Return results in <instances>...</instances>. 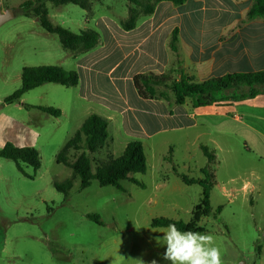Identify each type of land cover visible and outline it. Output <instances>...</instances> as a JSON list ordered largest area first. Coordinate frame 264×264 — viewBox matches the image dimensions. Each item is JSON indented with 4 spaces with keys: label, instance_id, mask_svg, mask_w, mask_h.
<instances>
[{
    "label": "rangeland",
    "instance_id": "1",
    "mask_svg": "<svg viewBox=\"0 0 264 264\" xmlns=\"http://www.w3.org/2000/svg\"><path fill=\"white\" fill-rule=\"evenodd\" d=\"M25 1L0 0L2 11L12 9L14 13L0 27V150L7 142L22 145L36 139L41 167L34 170L22 163V172L14 161L0 157V264H137L136 260L143 259L140 243H148L143 230L151 217L189 221L202 198V188L190 185L163 197L152 194V175L172 171L167 158L179 143L176 134L169 132L157 136L153 146L145 143L148 170L133 174L144 187L126 180L121 182L123 191L102 187L94 179L90 187L81 189L77 178L68 197L55 189V181L72 175L69 167L57 163L58 152L95 110L84 101L70 104L77 88L58 83L30 90L16 103L4 102L21 87L24 67L77 69L74 53L63 48L58 36L22 13L20 6ZM47 7L54 24L76 33L94 29L102 38L106 32L103 16L117 25L128 15L127 0H94L91 13L74 4L55 7L48 2ZM87 18L92 19L87 22ZM132 90L135 92L134 87ZM113 94L108 81L99 78L95 95L113 99ZM37 105L64 109L66 115L56 117L31 107ZM112 125L109 131L116 143L111 141L91 155L94 169L99 160L121 155L124 138ZM196 135L189 134L188 141H195ZM200 141L216 155L212 214L200 223L207 228L205 234L214 236L223 264H264V159L259 150L248 151L247 145L254 144L252 133L213 134L211 140L202 136ZM213 141L218 142V148ZM81 152H72V160ZM193 153L188 168L180 156L174 162L179 172L197 177L207 158L200 149ZM89 215H98L101 224Z\"/></svg>",
    "mask_w": 264,
    "mask_h": 264
},
{
    "label": "crops",
    "instance_id": "2",
    "mask_svg": "<svg viewBox=\"0 0 264 264\" xmlns=\"http://www.w3.org/2000/svg\"><path fill=\"white\" fill-rule=\"evenodd\" d=\"M254 2L255 0H188L175 5L164 1L157 5L152 15L141 18L131 31H125L120 23L112 24L103 16L105 22L102 25L106 32L101 37L100 44L86 53L73 52L72 58L80 81L74 86L77 88V95L70 104H78V101L89 103L95 113L88 116L98 114L108 119L109 129L114 123L117 133L124 138L120 144L121 154L131 141H141L145 151L146 142H151L153 146V140L157 136L169 132L176 134L179 144L174 145L173 150L170 149L173 156L167 158L173 172L152 175L155 177L151 191L154 196L163 197L177 190L183 191L190 185L202 188L198 183L186 184L181 177L184 173L175 168L177 164L174 162L180 156L186 159L184 164L188 168L187 162L193 158V151L196 148L202 151L201 145L207 146L201 143L202 136H208L211 140L213 134L251 132L254 144L253 147L247 145L248 151L259 150L260 157L264 159V94L242 101L194 107L190 99L183 105H176L173 93H169L168 101L144 99L133 81L138 74H164L173 67L176 55L170 42L175 30L178 31L180 69L193 76L196 82L232 73L264 71V19L249 20ZM91 19L87 18V22ZM97 25H100V21ZM172 76L178 80L180 74L174 71ZM99 78L108 81L114 93L113 99L95 95ZM61 112L60 116L66 115L64 109ZM191 133H198L192 143L188 141ZM110 135L115 144L114 135ZM196 141L199 143L194 144ZM36 142L35 139L17 146L34 147ZM213 144L218 148V142L213 141ZM202 168L197 177L187 176L203 179ZM214 186H217L216 180ZM207 217L201 218L200 226L204 227L200 223ZM154 218L179 220L167 216L151 217L143 230L148 243H140L142 261L144 264L152 260H156L157 264H171L163 259L166 245L162 244L163 241L158 244L156 239L159 237L162 240L164 234L160 231L166 227H152ZM191 219L192 216L189 221L184 222H190ZM1 260L4 261V258Z\"/></svg>",
    "mask_w": 264,
    "mask_h": 264
},
{
    "label": "trees",
    "instance_id": "3",
    "mask_svg": "<svg viewBox=\"0 0 264 264\" xmlns=\"http://www.w3.org/2000/svg\"><path fill=\"white\" fill-rule=\"evenodd\" d=\"M93 1L26 0L20 8L26 17L37 19L46 32L57 35L64 49L74 53H86L100 44V33L94 29H84L76 33L61 25L54 24L49 17L47 3L49 2L55 7L74 4L91 13ZM164 1L181 5L188 0H127L128 15L120 21L121 27L125 31L135 29L141 18L152 15L157 5ZM255 19H264V0H255L249 12V20ZM170 47L176 55V60L168 72L164 74L141 73L134 77V86L142 98L165 99L168 101L169 93H173L176 105H183L190 99L194 107H204L252 99L264 94V71L232 73L210 78L203 82H196L193 76L187 75L180 69L177 30L172 35ZM174 71L180 74L178 80L172 76ZM21 81V87L8 96L4 101L5 103L18 102L25 93L46 83H58L67 87L77 86L80 77L77 71L66 70L59 66H27L22 70ZM162 88L164 90H161ZM31 107L56 117H59L62 113L60 109L51 106L38 105ZM111 141L108 119L98 114L88 116L56 156L57 163L69 167L72 170V175L62 182L55 181V189L68 197L77 178L81 181V189L90 187L94 179L102 187L113 186L123 191L124 187L121 182L126 180L144 187V183L133 176V174L138 173L145 174L148 169L147 158L141 141L129 142L119 157L109 155L107 158L99 160L95 169L93 168L91 155L99 152ZM201 149L207 158V164L201 169L204 178L194 179L181 174L182 180L186 184L198 183L203 188L202 198L194 208L191 221L154 218L151 222L152 227H167L169 224H176L182 231L191 230L201 233L207 231L206 228L199 225V222L202 217L212 214L210 197L215 185L212 164L215 163L216 155L214 151L205 145H201ZM74 151L82 152L72 160L71 155ZM0 157L14 161L17 168L22 172H24L22 163L31 166L34 170L41 167L40 152L33 146H17L7 142L0 150ZM218 211H220V208ZM88 217L101 224L98 215H89Z\"/></svg>",
    "mask_w": 264,
    "mask_h": 264
},
{
    "label": "clouds",
    "instance_id": "4",
    "mask_svg": "<svg viewBox=\"0 0 264 264\" xmlns=\"http://www.w3.org/2000/svg\"><path fill=\"white\" fill-rule=\"evenodd\" d=\"M162 240L157 237V243L166 245L163 259L171 264H223L221 250L215 245V238L211 234H205L191 230H180L176 224H169L162 229ZM137 264H143L142 260H136ZM151 264H157L152 260Z\"/></svg>",
    "mask_w": 264,
    "mask_h": 264
},
{
    "label": "water",
    "instance_id": "5",
    "mask_svg": "<svg viewBox=\"0 0 264 264\" xmlns=\"http://www.w3.org/2000/svg\"><path fill=\"white\" fill-rule=\"evenodd\" d=\"M14 17V13L12 9H8L6 11H2L0 8V27L8 22L10 19ZM2 105H0V110L2 109Z\"/></svg>",
    "mask_w": 264,
    "mask_h": 264
}]
</instances>
